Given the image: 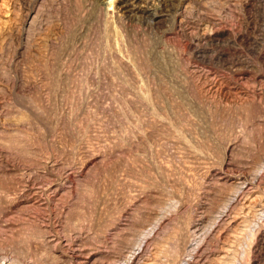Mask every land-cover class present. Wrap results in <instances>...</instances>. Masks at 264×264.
Segmentation results:
<instances>
[{"label": "rangeland", "instance_id": "1", "mask_svg": "<svg viewBox=\"0 0 264 264\" xmlns=\"http://www.w3.org/2000/svg\"><path fill=\"white\" fill-rule=\"evenodd\" d=\"M0 264H264V0H0Z\"/></svg>", "mask_w": 264, "mask_h": 264}]
</instances>
